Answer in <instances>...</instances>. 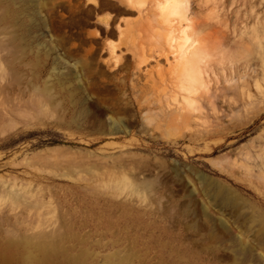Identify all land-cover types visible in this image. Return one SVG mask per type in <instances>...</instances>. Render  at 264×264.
<instances>
[{"label": "rangeland", "instance_id": "374dc122", "mask_svg": "<svg viewBox=\"0 0 264 264\" xmlns=\"http://www.w3.org/2000/svg\"><path fill=\"white\" fill-rule=\"evenodd\" d=\"M148 17L211 33L224 113L166 128ZM0 264H264V0H0Z\"/></svg>", "mask_w": 264, "mask_h": 264}, {"label": "bare ground", "instance_id": "6f19581e", "mask_svg": "<svg viewBox=\"0 0 264 264\" xmlns=\"http://www.w3.org/2000/svg\"><path fill=\"white\" fill-rule=\"evenodd\" d=\"M181 8L180 5L178 4L176 6L172 5L170 9L174 11H179V9L181 10ZM151 22L152 25H150ZM164 22H165L164 27H162L161 24H158L155 21H150L149 17L147 18V25H150L148 28L152 32L155 33L157 29H160L164 33V34L163 33L160 34L158 31L157 32L158 35H156V37L163 38L165 45L167 47V51L169 52L171 57V59L168 62V69L170 70V74L166 78L161 80L162 82L161 89L162 91H164L163 95L165 98L164 100L165 107L164 109L160 110V112L163 121L167 125L166 128L176 129L179 128L180 126L187 127L191 125L192 122L195 123L196 120H199L201 118H208L210 116V112L214 115L216 113H224L225 109L223 110L221 107L223 106V104H225L223 100L226 98V92L229 89L226 88L224 85H220L219 87L217 86L213 89L209 88L210 82L212 81V77L216 76V69L214 65L212 63H209L210 60L211 61L213 60L214 62V59L212 58L208 59V57H210V53L216 48V45H214L215 48L213 46L209 47L210 40L211 41L213 40L209 38L210 40L208 41L207 36H211V33H208V31L204 29V26L201 24V22L199 23V21L196 18L194 19L191 18L185 26L192 28L193 30L187 32L186 34L184 33L185 42L181 43L178 40L179 39L178 36H175L173 34V29H176V26H174V24H171V22L166 21V19H164ZM168 27H169L168 31L171 30L170 32L165 31L166 28ZM205 30L207 32H205ZM214 31L212 32L213 34L219 32L217 30L218 32L215 31L214 33ZM206 34H210V35H206ZM221 34L224 35V33ZM221 34H218L219 37L221 36ZM214 36L216 37V35ZM211 43L212 42H210V44ZM214 55L215 56H213V58H215L218 55L217 51H215ZM217 63L219 64L220 61L216 62L215 65H217ZM231 80L233 79L231 78ZM215 83H217V81ZM239 87L245 88L248 87V84L245 81L241 83L237 82V84L235 83V85L232 88H239ZM197 90H198V97H197L198 101H197L196 109L200 113L192 114L190 109L187 107V105L182 104V101L179 100L181 99L185 103H190L191 101H193L190 98V93ZM69 95L71 96V94ZM228 105H226L227 108H230L228 107ZM97 111L101 115L104 114V109L102 108L101 109L98 108ZM9 113L10 111L7 112V115ZM223 115L224 114H222V116ZM218 118H221V116L220 117L216 116L215 118L216 121ZM214 125L215 124H213V126ZM217 125L218 123L216 124V126ZM215 194L221 196V193L219 191L215 192Z\"/></svg>", "mask_w": 264, "mask_h": 264}]
</instances>
